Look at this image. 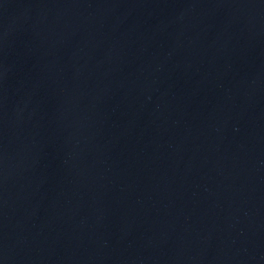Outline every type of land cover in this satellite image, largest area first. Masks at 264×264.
I'll return each mask as SVG.
<instances>
[{
	"label": "water",
	"instance_id": "1",
	"mask_svg": "<svg viewBox=\"0 0 264 264\" xmlns=\"http://www.w3.org/2000/svg\"><path fill=\"white\" fill-rule=\"evenodd\" d=\"M0 264H264V0H0Z\"/></svg>",
	"mask_w": 264,
	"mask_h": 264
}]
</instances>
